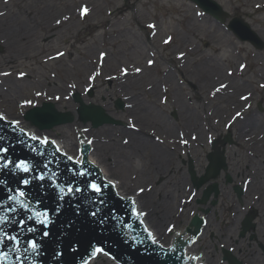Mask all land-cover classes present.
Returning <instances> with one entry per match:
<instances>
[{
	"label": "rangeland",
	"instance_id": "374dc122",
	"mask_svg": "<svg viewBox=\"0 0 264 264\" xmlns=\"http://www.w3.org/2000/svg\"><path fill=\"white\" fill-rule=\"evenodd\" d=\"M217 1L231 17H244L264 40V0ZM84 7L89 11L81 18ZM230 19L221 23L190 0H0V73H9L0 75V111L14 120H24L30 107L52 101L58 109L74 112L72 123L46 131L72 143V153L76 151L74 128H78L77 139L82 129L96 143L101 140L124 145L127 140L130 144V122L134 124L141 109L142 116L150 117L143 128L149 135L162 136L155 126L157 119L177 120L184 104L192 102L199 116H209L211 107L219 102L213 92L221 83L228 84L226 89L232 92L237 84L264 81V48L257 49L249 41L238 39L227 28ZM149 24L156 27L149 28ZM8 27L18 33L14 46L1 37V31ZM169 37L171 42L165 44ZM58 52L64 55L57 57ZM180 53H184L182 59ZM149 60L154 62L151 66ZM21 72L25 73L23 78L19 77ZM201 75H210L211 83L206 84ZM130 81L136 83L133 90H123ZM199 84L200 89L193 90L192 85ZM175 90L183 103L174 104ZM76 92L85 102L102 105L121 123L94 128L91 121H81L79 103L73 98ZM117 100L124 103L123 108L116 107ZM172 111L176 118H171ZM202 123L196 132L205 131L204 120ZM113 132L116 137L112 141ZM135 162L140 168L145 165L139 156ZM140 168H113L111 174L130 194L145 188L140 194L143 208L150 220L160 215L158 223L152 221L162 228L160 239L166 244L169 228L183 226L177 213L180 194L170 205L163 201L160 204L159 193L171 188L161 182L168 174L157 177L145 169L143 175ZM94 264L111 262L101 257Z\"/></svg>",
	"mask_w": 264,
	"mask_h": 264
},
{
	"label": "flooded vegetation",
	"instance_id": "af4514ba",
	"mask_svg": "<svg viewBox=\"0 0 264 264\" xmlns=\"http://www.w3.org/2000/svg\"><path fill=\"white\" fill-rule=\"evenodd\" d=\"M262 84L264 81L253 85L237 84L232 92L231 89H222L216 94L219 102L211 107L209 116H199L198 110L191 106L192 102L188 106L189 115L181 109V116L179 114L175 120L176 112L172 111L173 120L167 118L164 122L162 118L155 123L162 136L157 133L149 135L147 129L143 128L145 122L150 121L147 117L144 123L136 118L135 128L129 127L144 136L148 143L163 148L157 149L158 157L162 153L168 157V163L163 168L175 170L173 173L181 174V177L186 175L185 184L188 185L185 187L184 184L181 192L176 194H180L181 203L177 212L178 222L183 225L177 231L183 239H189L186 249L190 258H195L196 264H264ZM192 87L199 90L200 84ZM227 93H231V96L224 97ZM242 96L249 98L242 100ZM195 97L197 99L196 93ZM176 102L181 104L177 93L174 104ZM123 106L124 103L121 108ZM230 110L233 112L230 113ZM236 112H241L242 117L233 119ZM215 113L216 117L213 116ZM203 120L205 131L198 133L195 129L201 128ZM182 139L187 140V144H182ZM151 144L146 155L153 151ZM145 167L155 172L146 161ZM178 179L173 177L165 185L169 188ZM165 180L163 178L161 182ZM195 216L202 219L196 235L187 229ZM182 230L186 233H182ZM175 235L176 231L172 237Z\"/></svg>",
	"mask_w": 264,
	"mask_h": 264
},
{
	"label": "water",
	"instance_id": "95a60500",
	"mask_svg": "<svg viewBox=\"0 0 264 264\" xmlns=\"http://www.w3.org/2000/svg\"><path fill=\"white\" fill-rule=\"evenodd\" d=\"M190 1L198 5V7H200L206 14L211 15L214 19L221 23H225L230 17L231 19L227 23L228 30L232 31L238 39L249 41L257 49L264 48V40L244 17H231V14L217 0ZM73 98L79 103L77 112L81 121H91L94 127H99L104 124L121 123L120 120L110 115L102 105L96 104L94 102H85L80 93H74ZM122 105L123 103L121 100L116 101L117 108H121ZM24 119L28 120L31 125L37 127L39 131H48L56 126L72 123L75 120V114L70 110L62 111L58 109L56 104L52 101H44L41 105H36L29 108L24 114ZM12 121L14 120L6 117L4 121H0V136H4L5 138L3 141H0V145L9 148L7 155L10 156L14 161H32L38 167H40L41 171H43L42 165L47 156L41 157L36 155L27 147V145L34 144L38 149L40 147H45L47 154L55 152L58 146L56 144H48L47 146H43L39 145L38 142L31 141L18 130H13V126L11 124ZM19 127L21 126H17V128ZM25 131L30 136V133L27 130ZM74 132L78 157L82 152L84 154V158L88 161H91L89 157L91 145L86 143V140L77 139L78 128H74ZM48 140L52 141L51 139ZM18 141H24V143H18ZM81 142L85 143H83L82 148L79 149ZM60 152L63 151L60 150ZM56 159L58 160V164L53 163L51 167L53 170H56L57 168L59 170L60 175L57 181L58 183H64L66 186L67 182H70L74 179L87 183L84 178L73 177L68 171L69 168L75 169L77 167L76 164L69 162L65 156L60 155V153L56 154ZM84 167H88L95 171L97 176L104 177L100 168L93 162L89 165H84ZM0 171L3 173L2 177L0 178L6 180V184L0 186V199H6L10 194L7 189L9 187L12 189L22 187L20 182L26 177L27 174L16 173L13 175L11 174L10 170ZM40 183L45 184V194L43 195L40 192ZM24 191L29 194V199L33 203L37 199L41 201L39 205L33 207V212H42L44 209H47L51 214V212L55 211L56 205L58 203L57 190L50 186L49 181H33L28 187L24 188ZM116 192L118 193L117 190ZM106 195L108 197L109 208L115 207L117 212L121 215H124L126 220H128L131 215L130 208L132 206V198L125 197L124 200H120L117 198V195L113 194V190L111 188L107 190ZM74 202L75 201H72L70 198H66L62 213L56 217L55 223L49 226L51 238H46L42 241L43 255L37 258L40 264H84L90 258L105 254L110 255L113 259L119 262L118 264H195V261L192 258L186 256L185 248L186 244L189 242V239H183L182 234H176L170 246H164L159 242H157L156 245H153L146 239L143 244L134 246L131 242V237H125L123 235L127 229L116 228L111 220H109V222L103 227H100L98 225H93L86 215L82 214V216H75L72 208V204ZM24 217L25 213L23 211H20L17 215V219H22ZM38 219H43V216H39ZM69 219H74L76 222L71 229V236L74 240L78 241L77 250L70 251L68 250L67 246H65L63 248V255L59 259H55V242L57 239H62L60 233L66 231V221ZM128 222L134 225L135 230L140 232L141 236L146 237L147 234L144 232V224H140L135 219H131ZM201 223L202 219L198 216H195L191 220L187 229L189 231H193L196 235L200 229ZM29 226H35L39 229L37 235L42 234V232L45 230L42 225H37L34 221H29ZM191 226H194L193 230L191 229ZM178 229L169 232L166 245L170 244V241L172 240V234ZM9 230L16 231L17 229L15 225H10ZM182 233L185 234L186 231L182 230ZM132 235H135V232H133ZM31 238V234H26L24 237L26 240ZM125 239H128L129 242L125 243ZM137 239H139V237ZM95 247H102L104 249V253L96 254L94 252Z\"/></svg>",
	"mask_w": 264,
	"mask_h": 264
},
{
	"label": "snow or ice",
	"instance_id": "6c2138e0",
	"mask_svg": "<svg viewBox=\"0 0 264 264\" xmlns=\"http://www.w3.org/2000/svg\"><path fill=\"white\" fill-rule=\"evenodd\" d=\"M87 7H84L80 10V16L83 18L88 13ZM67 19V17L65 18ZM56 23L59 25L60 20H57ZM149 28H155V24H149ZM171 37L164 41L165 44L171 42ZM63 52H58L57 57L63 56ZM103 53L101 54V58H103ZM184 53H180L179 58H183ZM52 59V57H50ZM154 62L152 60L148 61V64L151 66ZM245 65H241L240 68L243 70ZM137 72L141 70L139 68L136 69ZM125 74L126 70H125ZM0 75H9V73H0ZM25 73H19V77L23 78ZM228 85L221 83L219 87L215 89L213 95L220 93L222 89H226ZM264 88V84L261 85ZM40 95V93H37ZM251 95V94H249ZM248 96H242V100H247ZM59 99V97H57ZM164 102V101H162ZM26 103H31L27 101ZM242 113L236 112L235 117L241 118ZM5 117L2 113H0V121H4ZM13 126V130H18L21 134L28 137L31 141L38 142L39 145L47 146L48 144L55 145V141H49L48 138H39L36 135H30L25 131L23 127L17 128L20 125L19 120H14L11 122ZM130 127L135 128L134 124H131ZM183 134H181L182 136ZM4 136H0V141H3ZM159 140V137L156 138ZM193 140L196 139L195 136L192 137ZM182 144H187V140H181ZM18 143H24V141H18ZM91 144V141H88ZM125 144L128 143L127 140L124 141ZM27 147L36 155L45 157L41 171L40 167H38L32 161L20 160L19 162L14 161L10 156L7 155L9 152V148L0 145V170H10L11 174L15 175L16 173L27 174L26 177L20 182L22 187H18L16 189L8 188L7 191L10 193L6 199H0V264H40L38 261V257L43 255L42 250V241L46 238H51V234L49 231V226L55 223L56 217H58L63 209L64 202L66 198H70L72 201H75L72 204L73 213L75 216L86 215L90 222L93 225H98L103 227L106 225L109 220H111L116 228L127 229L126 232L123 233L125 237H131L132 244L138 245L143 244L145 239L152 243L153 245L157 244V240L153 233L148 230L146 227L144 228V232L147 234L145 236H141V233L135 230V227L132 223L128 222L131 219L137 220L140 224H143V220L141 217H146L147 213L138 209L137 202L135 200H131V208H130V217L126 220L124 215H121L117 212L115 207L109 208L108 206V197L106 192L109 188L113 190V194L117 195V198L120 200H124L125 197L119 196L116 192V188L118 185V181H114L111 179H107L106 177L97 176L95 171L91 170L88 167H84V165H89L92 162L88 161L84 158V154L81 152L78 158H74L73 156L68 155L67 153L60 152L59 148H56L55 152L51 154H47L45 151V147H40L39 149L34 144H28ZM60 153V155L65 156V158L74 164H76V168H69L68 171L72 174L73 177H81L87 181L84 183L83 181L72 180L67 182L65 186L64 183H58L59 178V170H53L51 165L53 163L58 164V160L56 159V154ZM34 173V174H33ZM3 173L0 171V177H2ZM49 181L50 186L53 189L57 190V205L55 211L50 212L47 209H44L42 212L36 211L33 212V207L37 206L41 203L39 199L35 200L33 203L29 199V194L24 191V188L28 187L33 181ZM6 184V180L0 178V186ZM40 192L41 194H45V184L40 183ZM145 191V188L141 187L137 190L136 195H140ZM20 211L25 213V217L22 219H17V215ZM43 216V219H38L39 216ZM29 221H34L37 225H42L45 229L42 234L37 235L39 229L35 226H29ZM74 219H69L66 221V231L60 233L62 239H57L55 242V251L54 258L59 259L63 255V248L67 246L68 250L76 251L78 241L74 240L71 236V229L75 225ZM15 225L16 231H10L9 226ZM169 231H172V228H169ZM135 232V235L132 233ZM26 234H31V239H24ZM139 237V239H137ZM125 243H128V239H125ZM94 252L96 254L104 253V249L102 247H95ZM195 259V258H193Z\"/></svg>",
	"mask_w": 264,
	"mask_h": 264
},
{
	"label": "bare ground",
	"instance_id": "6f19581e",
	"mask_svg": "<svg viewBox=\"0 0 264 264\" xmlns=\"http://www.w3.org/2000/svg\"><path fill=\"white\" fill-rule=\"evenodd\" d=\"M1 37L3 39L5 38L6 41L5 40L4 41L5 42L8 41V44H10V46H14L18 40V33H17V30L14 29L13 27H8V28H5L1 31ZM16 53H17V51H15V54ZM13 57H15V55ZM200 79H204L206 84H209L212 81L210 75H208V76L201 75ZM13 84L16 85L15 82ZM135 84L136 83L134 81H130L129 84H126L123 87V90L129 89L131 92V90H133V86ZM121 90H122V88H121ZM230 96H231V93H227L224 97H230ZM132 98H133V101H135L134 96H132ZM178 98H179V102L183 103L182 96L178 95ZM182 109H183V111L186 112L187 115H189L188 106H185V104H184ZM137 112H138V114H137L138 115L137 116L138 121L144 123L145 121L150 119L149 116H144V117L142 116V109L140 111H137ZM5 116L12 119L11 117H9L6 114H5ZM146 117H147V120H146ZM19 121H20V126L27 129L29 131V133H31L33 135H40L43 138L46 137L48 139H51L52 141H55V144L60 148V150L69 154L70 156H73L74 158H78L77 148L75 147L76 151L74 153H72L71 149L73 147V144L70 143L69 141H65L64 139L62 140L61 138L55 137L46 131H38L35 126H33L29 123L28 120L19 119ZM113 130H114V128L109 129L108 132L110 134H112ZM79 132H81L80 140H86L87 143H88V141H91V145L93 147H92V152L89 154L90 160L100 168L102 174L107 179L118 181L111 174L113 168L116 171H120L124 168H129V167H132V168L134 167L135 169H139L140 168L139 164H137L135 162V159L137 158V156H139V157H142L149 164L151 169H154L155 172H153V173H155L156 176H158L162 173L168 174L166 177V180L164 181V185H165V182H168V180L172 179L173 177L179 178L176 182L171 184V188L169 189V191L167 193L166 192L165 193L164 192L159 193V199H160L159 203L160 204H162V201H163V204H164V202H166L168 205H170L174 201V199L176 198V194L181 192V189H182L181 182L186 179V175L184 174V176L181 177V174H178L176 172L173 173L175 170L167 171V169L163 168V165L164 164L166 165L168 163L167 154L162 153L161 157H158V152H157V149L163 150V148L159 145L154 144V143L153 144L148 143L145 140L144 136L140 135L139 133H135L134 131L128 132L127 135H129V136L131 135L130 137L133 140H131L130 144L127 143L124 145H122V144L119 145V143H115V142L106 143V142L101 141V140L100 141L98 140L99 142L96 143V142H94V140H92L91 137H87L88 134H86L82 129L81 130L79 129ZM125 132L126 131H124V132L122 131V133H125ZM110 136H111V139L113 141V138L115 136L114 132H113V135H110ZM149 144H151L154 148H153V151H151L149 155H146V153H145L146 150L150 149ZM94 146H97V147L95 148ZM103 156L107 157V160H105L103 158ZM133 162H134V164H132ZM107 167L109 168V170ZM140 169H141V171H140L141 174L143 173V175H146L144 172V170L147 169L145 167V165H144V167H141ZM165 186H167V185H165ZM116 190L118 191L119 195H121L123 197H130V198H132V200H135L137 202L138 209L145 212L143 205H142V202H141L140 195L137 196L136 194L128 193L126 191L127 189L125 187H123L119 182H118ZM165 208L168 209V207H165ZM154 212H155V210L153 211V213ZM149 215H150V213H149ZM158 216H160V215L157 214L154 217L152 216L151 220L148 219V216L141 217V219L143 220L144 226L153 233L157 242H161L160 232L162 231V228L159 227L158 224H156L158 226L155 227L154 223H153V221L155 223H158V221H159ZM97 257L98 258H101V257L106 258L111 262V264H117L116 263L117 261L115 259H113L108 254L97 256ZM97 257L90 258L84 264H94L96 262V260H98Z\"/></svg>",
	"mask_w": 264,
	"mask_h": 264
}]
</instances>
